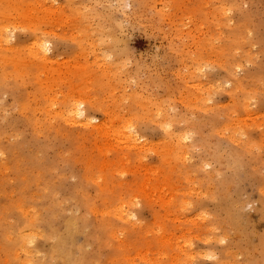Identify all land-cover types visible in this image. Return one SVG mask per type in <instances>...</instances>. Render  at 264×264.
<instances>
[{
	"label": "rangeland",
	"instance_id": "obj_1",
	"mask_svg": "<svg viewBox=\"0 0 264 264\" xmlns=\"http://www.w3.org/2000/svg\"><path fill=\"white\" fill-rule=\"evenodd\" d=\"M0 264H264V0H0Z\"/></svg>",
	"mask_w": 264,
	"mask_h": 264
},
{
	"label": "bare ground",
	"instance_id": "obj_2",
	"mask_svg": "<svg viewBox=\"0 0 264 264\" xmlns=\"http://www.w3.org/2000/svg\"><path fill=\"white\" fill-rule=\"evenodd\" d=\"M40 45V49H39V52L42 51V52H46V47H44L42 44H39ZM79 115H81V112H78Z\"/></svg>",
	"mask_w": 264,
	"mask_h": 264
}]
</instances>
